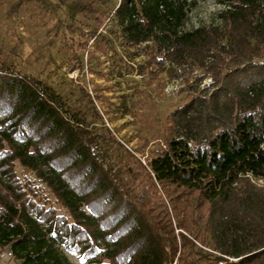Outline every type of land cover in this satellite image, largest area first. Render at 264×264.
<instances>
[{
	"label": "trees",
	"instance_id": "16d2710c",
	"mask_svg": "<svg viewBox=\"0 0 264 264\" xmlns=\"http://www.w3.org/2000/svg\"><path fill=\"white\" fill-rule=\"evenodd\" d=\"M111 2L73 0L68 29L77 14L110 15L128 48L145 44L141 75L187 65L212 90L189 86L162 147L145 164L123 148L132 161L118 167L84 112L1 63L0 252L17 264H72L63 249L93 264H264V0H223L221 26L190 31L195 0Z\"/></svg>",
	"mask_w": 264,
	"mask_h": 264
},
{
	"label": "rangeland",
	"instance_id": "374dc122",
	"mask_svg": "<svg viewBox=\"0 0 264 264\" xmlns=\"http://www.w3.org/2000/svg\"><path fill=\"white\" fill-rule=\"evenodd\" d=\"M72 1L0 0V64L49 87L62 97L67 110L84 112L89 129L103 136L100 150L107 153L108 162L118 167L131 162L124 148L145 164L152 151L162 147L168 117L189 99V86L198 95L205 88L212 90L213 80L187 65L174 76L169 63L162 73L157 74L153 66H148L153 75H141L140 66H147L150 59V54L143 51L145 44L128 48L121 31L105 14L98 19L77 14L73 29H68L71 20L66 10ZM222 1L195 0L193 7L186 8L182 30L221 26ZM113 3L118 4V0L109 3L110 9L115 6ZM91 31L107 40L92 39L85 47L86 35ZM81 54H84L82 68L76 60ZM94 108L103 122L96 117ZM105 128L116 141L106 136ZM16 172L22 181L33 177L18 165ZM41 190L43 196L53 201L46 189ZM7 253L3 250L0 256ZM63 253L72 264H93L65 249ZM191 260V264H211L199 255ZM0 264L17 263L12 258L7 261L0 257Z\"/></svg>",
	"mask_w": 264,
	"mask_h": 264
},
{
	"label": "built area",
	"instance_id": "2783aa9c",
	"mask_svg": "<svg viewBox=\"0 0 264 264\" xmlns=\"http://www.w3.org/2000/svg\"><path fill=\"white\" fill-rule=\"evenodd\" d=\"M258 182L259 183H264V180H259ZM0 257H1V259L8 261L9 259H11V254L10 253L3 254ZM220 264H222V263H220Z\"/></svg>",
	"mask_w": 264,
	"mask_h": 264
}]
</instances>
